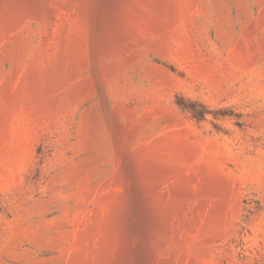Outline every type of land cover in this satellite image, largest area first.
<instances>
[{
  "label": "rangeland",
  "instance_id": "374dc122",
  "mask_svg": "<svg viewBox=\"0 0 264 264\" xmlns=\"http://www.w3.org/2000/svg\"><path fill=\"white\" fill-rule=\"evenodd\" d=\"M0 264H264V0H0Z\"/></svg>",
  "mask_w": 264,
  "mask_h": 264
},
{
  "label": "trees",
  "instance_id": "16d2710c",
  "mask_svg": "<svg viewBox=\"0 0 264 264\" xmlns=\"http://www.w3.org/2000/svg\"><path fill=\"white\" fill-rule=\"evenodd\" d=\"M198 116H201V114H202V111H197V113H196Z\"/></svg>",
  "mask_w": 264,
  "mask_h": 264
}]
</instances>
